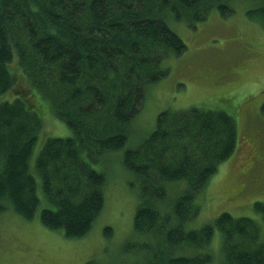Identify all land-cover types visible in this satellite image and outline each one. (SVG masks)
<instances>
[{"label":"trees","instance_id":"trees-1","mask_svg":"<svg viewBox=\"0 0 264 264\" xmlns=\"http://www.w3.org/2000/svg\"><path fill=\"white\" fill-rule=\"evenodd\" d=\"M234 1L0 0V96H11L0 102V213L35 218L43 205L38 174L48 203L42 225L68 239L86 236L103 209L106 182L90 162L125 148L147 86L168 75L163 60L187 50L167 22L174 17L195 27L215 10L233 14ZM257 2L246 15L264 28V0ZM44 104L72 135L48 138L33 173ZM238 141L232 114L193 107L163 111L156 129L125 150L123 164L140 183L135 230L148 238L131 247L144 253L134 264H212L217 230L220 264H264L261 228L250 217L223 212L214 224L186 228L200 213L195 195L236 153ZM181 180L188 190L163 212L158 205L167 202V184ZM254 209L264 218V201Z\"/></svg>","mask_w":264,"mask_h":264},{"label":"rangeland","instance_id":"rangeland-1","mask_svg":"<svg viewBox=\"0 0 264 264\" xmlns=\"http://www.w3.org/2000/svg\"><path fill=\"white\" fill-rule=\"evenodd\" d=\"M257 5H261L257 0H236L233 14L223 17L215 10L207 21L196 23L195 27L174 17L167 22L185 42L187 50L163 60L162 68L168 69V75L147 86L145 105L131 123L125 148L107 151L97 162H90L106 177L104 206L90 232L83 238L68 239L63 231H52L42 225L41 210L48 203L41 178L35 174L43 205L30 221L12 210L0 213V264L141 261L144 253L130 252L132 246L148 240L134 226L140 183L124 166L123 157L126 149L138 147L156 129L159 114L168 109L225 110L235 117L239 128L236 153L219 166L209 183L195 195L194 203L200 213L187 222L186 228L200 229L214 224L220 214L228 212L236 218L254 219L264 240V218L254 209L256 202L264 201V28L246 15ZM7 100L11 101V96H0V102ZM44 105L46 108H40L43 127L30 162L33 173L48 138L72 135L71 128L51 115ZM187 190L186 180L169 182L167 202L160 203L158 208L170 211L174 201ZM221 247L222 237L217 230L210 243L212 264H220Z\"/></svg>","mask_w":264,"mask_h":264}]
</instances>
